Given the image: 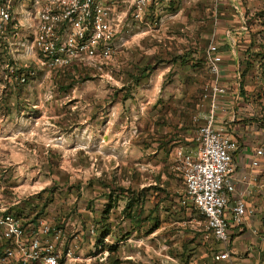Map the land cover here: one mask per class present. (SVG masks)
Listing matches in <instances>:
<instances>
[{
  "label": "rangeland",
  "instance_id": "rangeland-1",
  "mask_svg": "<svg viewBox=\"0 0 264 264\" xmlns=\"http://www.w3.org/2000/svg\"><path fill=\"white\" fill-rule=\"evenodd\" d=\"M240 3L249 27L241 96L253 139L264 133V0ZM104 5L116 30L110 59L48 67L0 41L3 196L28 222L79 236L85 253L92 238L108 236L110 264H212L204 217L186 198L172 151L200 103L204 53L226 21L225 3L147 0L139 18L137 0ZM22 33L20 42L32 41L28 26Z\"/></svg>",
  "mask_w": 264,
  "mask_h": 264
},
{
  "label": "built area",
  "instance_id": "built-area-1",
  "mask_svg": "<svg viewBox=\"0 0 264 264\" xmlns=\"http://www.w3.org/2000/svg\"><path fill=\"white\" fill-rule=\"evenodd\" d=\"M104 1L0 0V41H8L11 52H14V45H20L29 58L48 67L67 65L82 55L110 59L116 30L110 8ZM146 1L137 0L136 17L141 16L142 4ZM18 7L25 8L22 20L17 19ZM25 25L33 33L30 42L19 41ZM224 57L215 43L206 50L205 64L210 81L204 94L207 110L194 117L195 122L202 120L196 135L198 145H179L174 156L186 198L204 217L203 244L218 250L216 263L233 264L232 226L242 228L245 220L256 215L249 198L260 186L258 171L264 163V133L258 132L253 143L249 171L237 175L235 157L240 143L229 134L226 123L219 122L221 103L231 89L222 76ZM235 79L234 102L237 104L241 101L242 71L239 66ZM1 193L0 184V264H110L108 236L92 238L90 251L85 253L80 249L79 236L68 238L67 230L44 219L28 222L2 203ZM91 234L92 237L95 234L93 229Z\"/></svg>",
  "mask_w": 264,
  "mask_h": 264
},
{
  "label": "crops",
  "instance_id": "crops-1",
  "mask_svg": "<svg viewBox=\"0 0 264 264\" xmlns=\"http://www.w3.org/2000/svg\"><path fill=\"white\" fill-rule=\"evenodd\" d=\"M225 3V11L222 12L223 19L226 21L221 22L218 27L217 36H215V43L224 52V65L222 76L225 83L230 85L229 95L221 103V110L219 112V122L226 123L229 134L237 139L240 143V150L235 157V163L238 167L237 175L249 171V161L252 155L254 141L256 138H249V131L252 129L248 127V107L244 103L243 97L237 104L234 102L236 98V85L235 70L237 66L241 67V50L244 48L248 41V21L245 17L246 11L243 4L240 7L237 5L243 0H222ZM244 41V42H243ZM207 73L206 83L203 89L201 100L197 109L191 113L189 125L182 135V140L177 143L172 151V161L174 169L181 178L177 170L174 152L177 146L184 145L186 147H195L198 145L196 142V135L198 127L202 124V120L195 122L194 117L197 114H202L207 110L204 106V94L206 85L210 81V75L205 64ZM242 93V82L240 94ZM224 109V110H223ZM257 136V135H256ZM260 173V186L253 196L249 198L250 206L256 210V215L244 221L242 228L232 226L233 236L230 244L231 263L233 264H264V163ZM0 174V178H1ZM182 179V178H181ZM1 183V201L3 204L8 205L10 210L18 213L16 208L17 203H11L3 196L5 189L3 182ZM83 241V240H82ZM211 245H209L210 247ZM210 247L212 264H230V263H216L215 256L219 253L218 250H213ZM85 249H83L84 251ZM197 259V258H196ZM198 264H207L205 261L197 259Z\"/></svg>",
  "mask_w": 264,
  "mask_h": 264
},
{
  "label": "trees",
  "instance_id": "trees-1",
  "mask_svg": "<svg viewBox=\"0 0 264 264\" xmlns=\"http://www.w3.org/2000/svg\"><path fill=\"white\" fill-rule=\"evenodd\" d=\"M203 222H204V219H203Z\"/></svg>",
  "mask_w": 264,
  "mask_h": 264
}]
</instances>
